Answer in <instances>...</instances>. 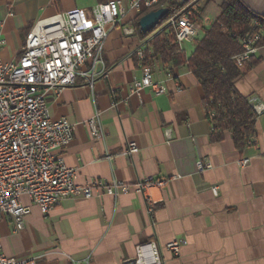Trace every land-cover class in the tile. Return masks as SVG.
I'll return each instance as SVG.
<instances>
[{
	"label": "crops",
	"instance_id": "obj_1",
	"mask_svg": "<svg viewBox=\"0 0 264 264\" xmlns=\"http://www.w3.org/2000/svg\"><path fill=\"white\" fill-rule=\"evenodd\" d=\"M108 1L115 0H0L1 59L19 58L37 22ZM120 1L128 9L129 0ZM242 1L264 15V0L260 12L251 0ZM135 17L128 12V20ZM198 33L179 47L184 57L194 52ZM149 41L123 36L121 26L111 29L103 53L107 78L93 89L77 86L47 96L50 116L74 126L72 143L55 154L76 171V184L117 180L130 190L117 197L65 198L45 216L32 207L19 232L0 214L6 256L35 258L36 264H127L138 246L154 243L164 264H264V111L257 116L255 143L238 151L230 132L212 138L202 87L186 64L153 60V81L163 93L146 88L131 94L142 76L135 52ZM250 63L236 88L264 107V46ZM96 115L101 138L88 127ZM126 142L138 148L131 157L122 154ZM242 160L247 165L240 166ZM198 161L210 167L199 171ZM148 178L166 184L138 192L137 184ZM23 202L29 205L26 197ZM174 241L181 242L178 256L167 250Z\"/></svg>",
	"mask_w": 264,
	"mask_h": 264
},
{
	"label": "built area",
	"instance_id": "obj_2",
	"mask_svg": "<svg viewBox=\"0 0 264 264\" xmlns=\"http://www.w3.org/2000/svg\"><path fill=\"white\" fill-rule=\"evenodd\" d=\"M191 4L162 22L146 37L148 41L162 31L172 32L179 47L193 40L203 26L194 20L197 7L190 10ZM157 6L168 8L160 0H129L128 9L120 0L99 3L90 10L76 8L37 22L26 35L17 60L6 62L0 57V214L11 218L14 232L24 228L32 207L45 216L65 198L91 199L103 193L117 197L120 191L130 190V186L117 180L95 179L85 185L76 184V171L55 154L72 143L74 126L66 118L50 116L47 96L52 91L59 93L77 86L93 89L97 81L106 79L109 70L103 53L110 30L121 26L123 36H136L135 20L142 8ZM128 12H134L136 17L128 20ZM250 29L239 37L243 50L235 58L239 68L257 53L264 35L259 22H252ZM135 56L142 76L134 81L131 94L140 96L146 88L156 95L162 94L163 88L153 81V68L145 64L147 56H153L152 50L142 45ZM249 103L257 116L264 111L256 99L251 98ZM88 127L93 137H102L97 115ZM137 151L135 143L126 142L122 154L131 157ZM247 163L242 160L240 166ZM209 167L202 161L197 163L199 171ZM165 184L163 180L148 178L137 184V191L143 193L149 187ZM212 192L217 195L218 188L213 187ZM24 197L29 205L23 202ZM180 246L181 242L174 241L167 245V250L178 256ZM0 264H36V260L6 256L0 239ZM127 264L164 261L158 246L149 243L138 246L135 260Z\"/></svg>",
	"mask_w": 264,
	"mask_h": 264
},
{
	"label": "trees",
	"instance_id": "obj_3",
	"mask_svg": "<svg viewBox=\"0 0 264 264\" xmlns=\"http://www.w3.org/2000/svg\"><path fill=\"white\" fill-rule=\"evenodd\" d=\"M193 1L160 0V4H167L169 9L164 21ZM202 1H205L202 6L197 5ZM214 1L196 0L191 4L190 10L197 7L194 20L202 24L204 10ZM218 1L220 14L208 27H202L204 37L195 41V49L190 57L186 58L180 52L172 32L162 31L150 39L149 47L153 56H147L145 64L151 65L155 59L174 65L186 64L202 87L207 117L214 128L212 138L219 141L224 132H230L236 150L242 151L256 141L257 115L249 103V96L238 92L236 82L253 66L250 63L253 57L244 63L243 68L236 65L235 58L243 52L239 37L250 32L252 22H259V27L264 28V15L252 11L242 0ZM157 9L158 6L152 9L142 8L136 17V34L141 39L150 34L146 36L141 33L139 19ZM263 46L264 35L258 43L259 48Z\"/></svg>",
	"mask_w": 264,
	"mask_h": 264
},
{
	"label": "water",
	"instance_id": "obj_4",
	"mask_svg": "<svg viewBox=\"0 0 264 264\" xmlns=\"http://www.w3.org/2000/svg\"><path fill=\"white\" fill-rule=\"evenodd\" d=\"M168 14V8H160L141 17L138 22L141 33L146 36L151 34L158 26L162 24Z\"/></svg>",
	"mask_w": 264,
	"mask_h": 264
},
{
	"label": "rangeland",
	"instance_id": "obj_5",
	"mask_svg": "<svg viewBox=\"0 0 264 264\" xmlns=\"http://www.w3.org/2000/svg\"><path fill=\"white\" fill-rule=\"evenodd\" d=\"M194 1L192 3H195ZM251 1H252L251 5L253 6L251 5L250 6L254 7L255 9H257L256 11L260 12V0H251ZM203 3H205V1H202L201 3L197 5L202 6ZM219 14H220V2L216 0V2H212L204 10L203 17H202V26L204 27V26H207L209 23L210 24L213 23ZM203 37H204V31H200V35L198 36L197 40H201ZM184 46L187 47L188 44L184 42ZM26 259H29V258H26Z\"/></svg>",
	"mask_w": 264,
	"mask_h": 264
},
{
	"label": "bare ground",
	"instance_id": "obj_6",
	"mask_svg": "<svg viewBox=\"0 0 264 264\" xmlns=\"http://www.w3.org/2000/svg\"><path fill=\"white\" fill-rule=\"evenodd\" d=\"M177 15H179V12H178V13H176L175 15L171 16V17H175V16H177Z\"/></svg>",
	"mask_w": 264,
	"mask_h": 264
}]
</instances>
